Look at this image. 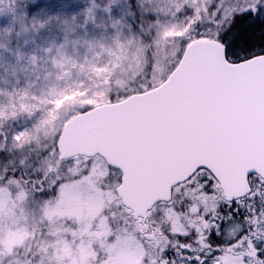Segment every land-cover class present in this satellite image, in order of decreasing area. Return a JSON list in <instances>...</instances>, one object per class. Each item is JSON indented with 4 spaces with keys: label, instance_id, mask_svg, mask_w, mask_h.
<instances>
[{
    "label": "rangeland",
    "instance_id": "1",
    "mask_svg": "<svg viewBox=\"0 0 264 264\" xmlns=\"http://www.w3.org/2000/svg\"><path fill=\"white\" fill-rule=\"evenodd\" d=\"M177 3L14 0L11 13L0 10V264H156L168 237L157 228L159 239L143 240L116 194L121 173L98 157L60 162L57 142L72 117L168 79L183 27L168 17ZM224 199L197 197L208 211ZM154 216L185 229L171 208L167 219L155 208L150 225Z\"/></svg>",
    "mask_w": 264,
    "mask_h": 264
},
{
    "label": "snow or ice",
    "instance_id": "2",
    "mask_svg": "<svg viewBox=\"0 0 264 264\" xmlns=\"http://www.w3.org/2000/svg\"><path fill=\"white\" fill-rule=\"evenodd\" d=\"M168 17L183 25L175 38L179 44L172 69L176 78L156 103L230 65L234 74L228 108L238 112L236 129L246 144V187L241 194L216 202L215 211L201 205L197 200L201 193L211 197L222 191L217 189L220 169L213 171L210 165L214 166L215 157L207 153L209 163L187 177L184 183L188 186L177 193L175 201L154 205L160 218L167 219L165 213L171 208L185 224L184 231L173 232L170 222L165 227L161 219L151 218L152 230L160 228L168 237L166 247L156 248V264H220L227 248L250 253L243 256V264H264V166H250L256 165L257 154L264 152V0H178ZM201 41H211L213 47H194ZM154 87L150 85L146 91ZM186 218H202L203 223L192 225ZM225 237L230 238L227 245Z\"/></svg>",
    "mask_w": 264,
    "mask_h": 264
},
{
    "label": "water",
    "instance_id": "3",
    "mask_svg": "<svg viewBox=\"0 0 264 264\" xmlns=\"http://www.w3.org/2000/svg\"><path fill=\"white\" fill-rule=\"evenodd\" d=\"M206 46L211 49L212 42L201 41L194 47ZM233 74L230 65H223L199 84L156 103L175 80L173 71L149 92L80 113L63 127L58 159L100 157L119 171L122 178L116 193L135 220L146 221L148 210L158 201L173 199L177 185L209 163L207 153L215 157L213 171L220 169L217 176L224 198L239 195L246 187V144L236 129L238 112L228 108ZM256 158L258 163L250 166H264V152Z\"/></svg>",
    "mask_w": 264,
    "mask_h": 264
},
{
    "label": "trees",
    "instance_id": "4",
    "mask_svg": "<svg viewBox=\"0 0 264 264\" xmlns=\"http://www.w3.org/2000/svg\"><path fill=\"white\" fill-rule=\"evenodd\" d=\"M14 0H3V2H1L0 0V10H3L4 13H11L9 11V5L11 3H13ZM2 6V7H1ZM13 16V14H11ZM18 21L17 23H19V16L17 15V18H16ZM43 157H35V158H31V160H35L37 159V161L41 160ZM24 160H27L26 158H22ZM44 159V158H43ZM15 161H18L19 160L16 158V159H13ZM2 163V162H1ZM8 171V170H6ZM213 243H216L215 241H213ZM223 243L224 245H227L229 242H226L225 243V240L223 239ZM229 248L226 249L225 253L223 256L220 257V264H229L228 262H223L222 260L226 259L229 257V260H230V264H243V256L246 255V254H250L248 252H243V253H237L235 251V248H232L231 251L228 250Z\"/></svg>",
    "mask_w": 264,
    "mask_h": 264
},
{
    "label": "flooded vegetation",
    "instance_id": "5",
    "mask_svg": "<svg viewBox=\"0 0 264 264\" xmlns=\"http://www.w3.org/2000/svg\"><path fill=\"white\" fill-rule=\"evenodd\" d=\"M138 222V221H135ZM141 226H142V231L140 232L142 235H145L148 237V241H155L158 237H161V233H159V230L156 228L154 230H152V225H150V221H147V225L145 228V224H142L141 222H138ZM151 230V232H150ZM158 238V239H159Z\"/></svg>",
    "mask_w": 264,
    "mask_h": 264
}]
</instances>
